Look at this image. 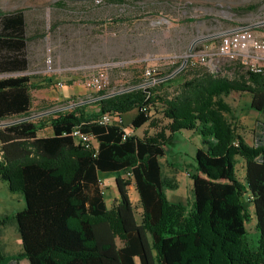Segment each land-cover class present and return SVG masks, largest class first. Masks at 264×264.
<instances>
[{"label": "trees", "instance_id": "obj_1", "mask_svg": "<svg viewBox=\"0 0 264 264\" xmlns=\"http://www.w3.org/2000/svg\"><path fill=\"white\" fill-rule=\"evenodd\" d=\"M81 11L93 16V6ZM25 27L21 10L0 12V73L27 69ZM198 66L187 63L175 87L166 85L169 80L148 85L143 77L111 97L97 92L96 112L69 100L65 105H72L0 129V179L26 203L24 210L0 219V226L16 225L22 245L14 255L0 249V264L23 259L29 264H264V71L246 69L226 78ZM42 88L27 76L0 79V122L31 117L33 93ZM242 94L250 96L249 107L263 125L254 146L237 131L224 101ZM133 110L138 113L132 131L156 127L153 113L168 123L142 136L99 123L106 114ZM75 128L91 134L97 147L86 149L73 140ZM47 130L51 136H38ZM184 132L200 139L189 210L167 199L165 191L177 185L163 177L159 161ZM237 157L245 163L244 185L236 177ZM100 174L115 175L119 199L110 209ZM131 182L142 209L140 223L128 194ZM244 195L253 207L255 237L246 230L251 217Z\"/></svg>", "mask_w": 264, "mask_h": 264}, {"label": "rangeland", "instance_id": "obj_2", "mask_svg": "<svg viewBox=\"0 0 264 264\" xmlns=\"http://www.w3.org/2000/svg\"><path fill=\"white\" fill-rule=\"evenodd\" d=\"M86 2L83 4L75 0H0L3 11H10L14 6L44 7V15L49 24L53 19H65L71 26L81 22L82 28L87 31L90 27L85 22L89 15L87 12H82L84 10L81 11V7L93 6L91 12L93 38L84 36L81 41L84 65L87 67L83 66L81 69V77L77 80L79 87L74 86L79 91L63 99L61 91L69 85L65 82L66 85L58 89L54 88L56 91L50 94L61 99L53 100L47 107L41 100L47 93L35 91L34 107L30 116L44 115L49 110L67 107L73 103H81L88 112L98 111V107L95 106L97 92L88 90L83 85L84 80L92 74L95 65H109L107 93L130 88L135 81L143 80V69L146 67L157 69L160 75L156 79L160 81L156 83L169 80L166 85L175 87L183 79L181 76L184 72L181 69L188 63L187 55L198 53L204 44L216 46L219 35L237 27L255 29L259 26L257 29L264 32V0H113L112 2L89 0ZM52 41L53 37L50 35L49 45H52ZM44 55L43 64L46 57ZM198 65L210 73H218L226 78H232L235 72L250 69L238 60L222 57ZM69 100L73 103L65 105ZM224 101L232 109L234 119H231V122L245 141L254 146L262 133L263 125L258 114L249 107L250 96L242 94L238 98L225 97ZM46 108L48 109L45 110ZM152 119L157 126H145L139 131L141 136L144 133L153 135L168 123L162 119L161 114ZM122 122L125 124L124 118L123 121L112 119L111 124L127 128ZM127 130L128 133H133L130 128ZM199 146L200 139L195 134L190 132L176 134L165 148V156L159 160L163 177L177 185L176 190L165 191L167 199L172 203L185 205L187 210L190 209L193 201L191 176L195 173L194 154ZM235 173L237 179L244 185L245 163L239 157L236 158ZM108 175L114 180V174ZM106 186L109 191L104 192L103 196L107 208L110 209L117 203L119 197L113 185L107 183L104 184V187ZM128 194L136 220L140 223L142 209L134 182L128 186ZM242 200L251 217V221L246 224V230L255 237L253 207L247 195H244Z\"/></svg>", "mask_w": 264, "mask_h": 264}, {"label": "crops", "instance_id": "obj_3", "mask_svg": "<svg viewBox=\"0 0 264 264\" xmlns=\"http://www.w3.org/2000/svg\"><path fill=\"white\" fill-rule=\"evenodd\" d=\"M43 9L44 7L36 8L29 5L19 8L14 6L10 11H3L0 7V12L6 14L14 13L18 10L22 11L26 25V37L28 38L26 43L27 69L23 72L13 71L0 73V79L20 76L29 77L30 83L41 85L43 87L37 91H43V94L47 93L45 98H41L43 104H46L47 107V105L53 102V100L61 99V97H52L50 95L52 91H56L55 89L60 88L57 86L58 83H61L62 86L66 85L65 82L69 84L61 91L63 99L73 96L79 91V89H76L74 86H78L77 80L81 77V69H83V66H86L84 65L85 60L82 56L81 50L83 43L81 41L83 40V36L93 38V16H89L86 19L90 30L85 31L81 28V24L71 26L65 21V19H53V22L49 24L45 17L46 15H44L45 12ZM50 35L53 37L52 45H49ZM87 44L89 45V43ZM9 55L11 56V51L9 52ZM43 55L46 57L48 55L52 56L54 72L51 74L45 73V59L43 64ZM59 109L60 108L49 110L46 113L50 114ZM137 113L136 110H133L120 115L119 119L120 121H123L124 118L125 124L124 122H122V124L129 128L131 121L136 117ZM42 116H45V114L31 116L32 118L29 117L31 118L29 121H33ZM156 116H158V114H155L154 116L152 115L151 117L155 118ZM17 119L18 118H14V120ZM5 122H0V129L5 127L3 126ZM147 125L148 124H145L140 129L133 131L132 134L141 136L139 131ZM127 128H124L125 132L127 131ZM51 135L50 130H47L46 133L38 134L39 137ZM94 146L95 143H92V147ZM99 178L102 182L104 181V184L109 183V185H112L113 177H109L108 174H100ZM108 189L109 188L107 187V191H109ZM25 207L26 203L23 195L9 192L7 184L0 179V219L4 216H11L20 212L24 210ZM0 249L4 255H14L22 251L20 236L14 223L0 226ZM18 264H29V262L28 260L23 259L18 262Z\"/></svg>", "mask_w": 264, "mask_h": 264}, {"label": "built area", "instance_id": "obj_4", "mask_svg": "<svg viewBox=\"0 0 264 264\" xmlns=\"http://www.w3.org/2000/svg\"><path fill=\"white\" fill-rule=\"evenodd\" d=\"M98 2V1H97ZM251 27H237L226 33L218 36V44L216 46L204 44L202 50L196 54L190 53L187 55L186 60L192 66L214 61L218 57L226 58L228 60H238L244 66L254 68V70H260L264 67V32L260 29ZM108 64H98L93 66L92 74L86 78L83 85L86 89L92 91H108L109 79H108ZM45 73L51 74L54 72L53 61L50 55L45 58ZM157 69L155 67L145 68L143 77L148 81V85L152 82H157L156 75ZM57 86L61 87L62 84L58 83ZM119 115H108L106 118H100L101 124H111L112 119H119ZM128 133V130L125 132ZM73 140L85 141L88 143L97 142L95 138L88 133L81 131L79 128H75L71 132ZM127 177H131L130 173H127ZM101 187V193L104 195L106 187L101 180H99Z\"/></svg>", "mask_w": 264, "mask_h": 264}, {"label": "water", "instance_id": "obj_5", "mask_svg": "<svg viewBox=\"0 0 264 264\" xmlns=\"http://www.w3.org/2000/svg\"><path fill=\"white\" fill-rule=\"evenodd\" d=\"M77 1H87V0H77ZM183 65H185V62H184V64ZM130 89H126V90H123V91H119V92H113V93H110V94H107L106 96H104V97H102V98H107V97H111V96H113V95H115V94H117V93H122V92H125V91H129ZM98 99H101V98H97V100ZM78 105H81V103H78ZM45 114H48V113H45ZM40 116V115H39ZM32 118V117H31ZM31 118H24V119H19V120H15V121H11V122H7V123H4L3 124V126H7V125H11V124H15V123H18V122H20V121H27V120H29V119H31Z\"/></svg>", "mask_w": 264, "mask_h": 264}, {"label": "bare ground", "instance_id": "obj_6", "mask_svg": "<svg viewBox=\"0 0 264 264\" xmlns=\"http://www.w3.org/2000/svg\"><path fill=\"white\" fill-rule=\"evenodd\" d=\"M250 70H251L252 72H254V73H262V72L264 71V67H261L260 70H254V68H251V67H250ZM158 81H160V80H157V82H158ZM154 83H156V82H152V84H154ZM101 118H106V115L102 116ZM78 141H79L80 145L83 146V147L86 148V149H92V148H93V147H92V143H88V142L80 141V140H78Z\"/></svg>", "mask_w": 264, "mask_h": 264}]
</instances>
